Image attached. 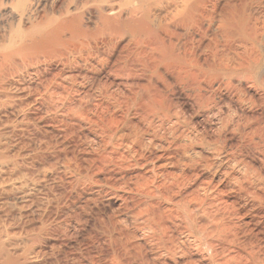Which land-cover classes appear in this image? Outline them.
Returning <instances> with one entry per match:
<instances>
[{
    "label": "bare ground",
    "instance_id": "1",
    "mask_svg": "<svg viewBox=\"0 0 264 264\" xmlns=\"http://www.w3.org/2000/svg\"><path fill=\"white\" fill-rule=\"evenodd\" d=\"M206 1L99 0L92 28L68 12L35 21L40 0L4 4L6 18L0 24V210L7 207L11 218L0 219V264H47L50 252L67 236L60 228L65 224L62 213L46 214L48 226L59 230L51 229L53 234L44 240L38 215L35 220L27 216L37 182L56 175L68 185L88 184L92 167L108 157L83 146L56 149L55 139L52 143L50 137L54 133L63 137L66 130L69 134L74 127L86 128L97 146H108L130 135L119 133L129 114L131 134L136 135L133 142L155 146L157 129L165 123L172 127L179 119L175 104H184L204 123L219 124L221 132L192 138L202 148L200 153L183 155L185 166L215 171L214 165L223 163L233 170L239 162L236 153L243 149L257 162V176L264 177V121L246 114L263 116L264 71L259 58L246 50L247 31L237 9L214 6L207 11ZM191 35L199 38V46L207 53L204 59L181 41L185 37L191 42ZM223 37L242 41L244 51L223 55ZM51 67L56 72L43 77L42 71ZM96 72L110 79L109 84L101 85L100 93L115 104L109 114L100 100L96 108L101 116L80 99L72 101L77 86ZM112 81L121 86L117 92L110 91ZM25 134L32 135L34 145L27 151ZM138 134L146 136L145 140ZM168 143L174 149L180 147ZM230 175L224 172L223 181ZM207 185L200 188L202 196L192 194L164 214L142 201L122 214L123 223L112 214L101 222V228L130 264H241L240 257L226 253L225 248L218 251L212 240L221 236L232 242V227L223 225L220 218L199 221L209 213L208 202L203 209L206 200L215 198L207 193ZM138 187L144 188L146 183ZM145 194L168 199L157 190ZM9 196L13 197L11 203L6 201ZM85 201L96 210L88 198ZM166 219L179 227V239L171 238ZM191 256L200 262L190 260Z\"/></svg>",
    "mask_w": 264,
    "mask_h": 264
},
{
    "label": "rangeland",
    "instance_id": "2",
    "mask_svg": "<svg viewBox=\"0 0 264 264\" xmlns=\"http://www.w3.org/2000/svg\"><path fill=\"white\" fill-rule=\"evenodd\" d=\"M11 1L13 0H0V24L1 20L6 18L4 4L7 5ZM40 1L41 5L36 9L34 15L35 21L66 12L78 17L88 28H92L96 21V5L99 0ZM214 6H217L218 10L229 7L237 9L236 14L243 19L247 31L248 47L246 50L259 58L260 66L264 71V0L206 1L207 11ZM198 39L197 36L191 35V42L185 37H182L181 41L190 46L191 51L195 52L198 57L204 59L207 53H204L205 50L199 46ZM219 49H221L220 45ZM241 51H244L242 41H238L237 38L223 37V55L232 56ZM208 59L210 60V58ZM54 70L53 67L43 70V77L50 78L56 72ZM36 79V77L33 78V82L37 83ZM109 81L110 79L101 73L96 72L89 75L87 79L82 80L80 87L77 86L78 92L72 101L80 99L83 103L85 102L84 104L92 113L101 116L102 112L96 108L97 103L101 100L102 104L104 103L108 107L110 114L115 104L102 97L100 93L101 85L109 84ZM112 83L110 91L117 92L121 88L120 84L118 81H112ZM171 98L174 99L173 96ZM223 99L225 97H222ZM175 106L179 112V119L174 122L172 127L165 123L162 128H156L158 131L155 130V132L157 131L158 135L155 139V146H151L146 141H143V144H139V140L133 142L136 135L134 131L131 134L130 122L132 121L129 119V114L124 117L125 125L119 127V133L129 132L130 135H126L121 141L114 140L113 144L108 146H97V140L88 130L86 131V128L74 127L72 132L69 131V134L67 130L63 129L68 135L66 138L65 133L61 134L64 135L63 137L56 133H54L55 136L51 134L52 143L54 139L55 141L57 139L54 143H57L58 146L53 143L56 149L66 146V149L79 150L83 146L94 154L107 155L109 160L107 157L103 163H95L90 171L91 181L88 184L68 185L65 179L56 175H50L37 182L32 194V204H29L30 207L28 206L26 209L28 210L27 216H32L35 220L38 215L39 222L44 227L42 232L44 240L53 234H51V229L59 230V228L48 226V221H44L46 214L52 216L62 213L65 224H60V228L66 231L64 237L67 236V241L64 239L61 242L62 245L59 244V247L50 252L46 259L47 264H130L123 252L109 243L106 237L107 233L101 228L103 226L101 222L113 214L112 218H117L123 223L125 218L122 214L129 207L141 204L142 201L163 213L168 208H174L179 201H188L192 194L202 196L200 188L206 186L207 183L209 189L207 193L212 194L215 198L206 200L203 209L208 202L206 212L209 213L199 217V221L206 223L212 218H220L223 225L227 224L232 227V242L224 241L221 236H219L221 240L217 236L212 237L213 242H217V250L223 251L225 248L226 253L240 257L241 264H264V177H258L256 174L257 162L254 161L251 153L240 149L236 153L239 162L233 170L223 163L219 167L214 165L217 168L215 171L212 169L210 171L203 170L200 166L193 168L185 166L182 161L186 157L183 155L201 152L200 142L190 141L192 138L200 139L206 134H221V132H219V124L204 123L193 115L189 106L179 103ZM102 111L104 115H107L103 109ZM112 114L118 115L116 112ZM246 114L258 117L259 121H264V113L263 116H259L255 112ZM52 125L61 128L58 124ZM138 126L140 127V125ZM145 137L138 134V138L141 140H145ZM32 138L30 134L24 136L26 151L34 146ZM58 140H60V144ZM168 142L180 147L174 149ZM72 143H75L76 147ZM69 144L71 145L69 146ZM161 154L162 157H159ZM207 163H210L209 159ZM226 171L230 172L231 178L223 181V174ZM143 181L146 183V187L139 189L138 185ZM154 190L167 196L168 199H156L145 194ZM87 198L94 204L96 210H92L86 205ZM6 201L11 203L13 197H7ZM51 205H56V208H50ZM42 213L43 217L40 218ZM10 215L7 207L4 206L0 210L1 220H8L11 218ZM166 220L167 225L170 226L171 238L179 239V227L172 225L170 219ZM59 232H56L57 235ZM189 259L199 261L197 256H191ZM203 263L200 262V264Z\"/></svg>",
    "mask_w": 264,
    "mask_h": 264
}]
</instances>
